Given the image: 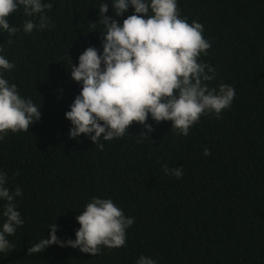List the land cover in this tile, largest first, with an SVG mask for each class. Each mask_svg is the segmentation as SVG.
Returning a JSON list of instances; mask_svg holds the SVG:
<instances>
[{
    "label": "trees",
    "instance_id": "trees-1",
    "mask_svg": "<svg viewBox=\"0 0 264 264\" xmlns=\"http://www.w3.org/2000/svg\"><path fill=\"white\" fill-rule=\"evenodd\" d=\"M42 3L52 4L44 10L47 28L24 33V21L40 20L21 6L7 18L21 31L0 30V55L14 64L0 75L41 106L28 131L9 130L0 140V173L11 192L21 188L14 203L24 221L6 236L11 247L0 252V264H137L141 256L156 264H264V0H177L180 17L201 23L211 44L198 57L215 69L208 87L232 86L231 106L219 118L202 114L187 136L149 114L148 137L134 121L123 137L101 138L103 149L88 135H68L65 113L82 89L70 66L88 47L103 52L101 4L121 24L134 7L117 16L112 0ZM164 165L182 167V177L165 173ZM93 197L111 199L135 218L123 247L100 246L93 255L52 244L28 254L53 223L58 238L75 240L76 217ZM5 204L0 199V231Z\"/></svg>",
    "mask_w": 264,
    "mask_h": 264
},
{
    "label": "clouds",
    "instance_id": "clouds-1",
    "mask_svg": "<svg viewBox=\"0 0 264 264\" xmlns=\"http://www.w3.org/2000/svg\"><path fill=\"white\" fill-rule=\"evenodd\" d=\"M21 6L24 14H39L40 20L39 25L33 20L24 21V33L49 26L44 10L51 9V3L0 0V30L9 36L21 31L7 19ZM111 6L117 16H122L130 6L135 11L121 24L107 15L108 3L100 5L99 22L105 29L100 31L103 52L88 47L79 56L78 66L74 63L70 66L71 79L82 82L80 94L71 104V110L65 113L72 123L70 138L85 134L103 149L101 138L110 141L123 137L134 121L144 125L143 133L148 137L153 131L152 125L147 123L149 114L157 123L172 121V129H176L178 135L187 136L190 126L197 123L202 114L215 113L219 118L222 110L231 106L235 97L232 86L221 84L218 91L208 87L206 82L214 79L215 69L198 62V57L201 53L206 55L211 44L202 35L201 23L189 24L180 17L177 0H112ZM12 68L14 64L0 55V69ZM40 107L31 99L22 98L17 86L0 75V140L9 130L28 131L29 126L41 118ZM204 155H211L208 148L204 149ZM163 170L177 178L183 175L182 167L169 169L164 165ZM6 183V174L0 173V199L6 201L0 252L11 247L6 236L14 235L17 226L24 222L14 203L16 196L22 197V190L17 186L11 192L5 187ZM76 219L81 227L76 231L75 240L58 238V225L53 223L49 226L52 231L48 238L32 244L28 254L40 253L52 244L79 248L93 255L100 252V246L123 247L126 229L135 218L126 217L111 199L93 197ZM137 264H156V261L141 256Z\"/></svg>",
    "mask_w": 264,
    "mask_h": 264
}]
</instances>
